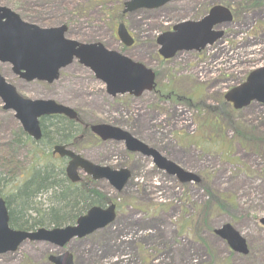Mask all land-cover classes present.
Masks as SVG:
<instances>
[{
    "label": "rangeland",
    "instance_id": "1",
    "mask_svg": "<svg viewBox=\"0 0 264 264\" xmlns=\"http://www.w3.org/2000/svg\"><path fill=\"white\" fill-rule=\"evenodd\" d=\"M127 1L0 0V6L40 27L66 25L69 39L100 42L143 63L155 71L158 93L111 97L105 84L78 61L51 84L21 80L6 63H0V73L23 97L55 100L76 109L86 123L119 127L200 181L181 182L151 158L129 152L123 142L101 145L87 138L78 154L97 165L131 172L119 192L105 180L88 182L89 176L78 172L86 180L82 187L101 195L97 206L117 204L116 219L64 248L26 239L15 251L0 254V264H55L51 258L66 251L75 264H264V201L256 190L264 179V151L252 143L255 137L264 140V105L252 101L234 110L224 98L264 66V0L258 7L250 0H172L154 10L124 13ZM242 2L245 8L236 12L233 22L220 26L225 33L216 43L201 52H179L167 61L159 56L157 37L177 22L197 20L216 4ZM119 22L127 25L136 44L127 47L117 40ZM171 90L180 99L159 98ZM17 134L27 137L0 99V144L16 140ZM39 147L51 155V147ZM19 150L18 168L27 170L31 145L21 144ZM53 163L61 162L56 157ZM20 170L4 176L0 169L2 195L28 176ZM227 223L246 239L248 254L234 252L216 234Z\"/></svg>",
    "mask_w": 264,
    "mask_h": 264
},
{
    "label": "water",
    "instance_id": "2",
    "mask_svg": "<svg viewBox=\"0 0 264 264\" xmlns=\"http://www.w3.org/2000/svg\"><path fill=\"white\" fill-rule=\"evenodd\" d=\"M170 0H129L125 2L124 13L138 9L159 8ZM233 21V15L228 7L216 5L200 20H184L157 38L159 54L163 59L174 58L182 51H201L221 39L224 31L219 26ZM65 25L44 28L24 21L13 10L0 6V62L8 63L21 79L26 81L54 82L60 76V70L66 68L76 59L79 63L95 74L96 78L106 84L107 93L117 96L129 93L140 96L144 92L155 89V72L143 63L115 50L107 49L102 43H80L66 38ZM119 39L126 45L134 43L124 23L117 29ZM0 98L5 110H13L22 129L35 140L41 138L40 118L53 114L66 115L75 118L74 109L57 103L54 100L30 99L18 94L15 86L8 83L0 73ZM235 109H242L252 101L264 105V67L249 74L246 81L231 89L225 95ZM94 134L102 140L123 142L130 152L151 157L159 169L169 175L176 176L181 182H199V177L183 169L175 162L164 157L158 150L134 137L131 133L109 124L91 126ZM53 153L69 157L66 168L69 179L79 181V168L95 180H107L117 191L123 189L131 177L130 170L124 168L114 170L100 166L84 159L64 145L54 147ZM115 205L107 209L91 208L86 215L80 217L75 225L47 230L38 229L35 232L15 230L9 226V215L5 202L0 199V254L15 251L26 239L47 241L59 247H64L76 237H85L111 224L116 217ZM260 223L264 226V218ZM227 242L234 252L248 254L246 239L229 223L215 231ZM56 264H74L71 253L66 252L51 258Z\"/></svg>",
    "mask_w": 264,
    "mask_h": 264
},
{
    "label": "trees",
    "instance_id": "3",
    "mask_svg": "<svg viewBox=\"0 0 264 264\" xmlns=\"http://www.w3.org/2000/svg\"><path fill=\"white\" fill-rule=\"evenodd\" d=\"M236 8L238 12L245 8V4L243 2L237 4ZM174 93L175 91L171 90L165 95L160 94L159 98L180 99V96ZM187 99L189 100V98ZM41 127L43 132L41 142H34L28 136L25 138V135L17 134L14 136L17 138L16 140L0 144V164L2 165V167L0 165V169L3 170L1 173L4 176L14 173L18 175L16 170L21 169L28 175L24 180L18 182L16 191L11 189L6 197L10 209V224L21 230H33L35 226L58 227L72 224L84 211L95 204L98 198L102 199L98 191L71 183L64 171L60 169L62 167L53 163L55 157L52 153L53 158L48 153L49 151L45 152L39 147L41 146L39 143L44 144L47 148L48 144L50 146L55 143L63 144L78 137L74 124L65 118L56 117L54 119L47 118L46 121L42 120ZM245 138L249 142L250 139ZM253 140L252 143L264 151L262 148L264 140L256 137ZM21 144L31 145V150L28 153L32 164L30 163L27 170H23L22 167L18 168L20 167L19 149ZM41 161L46 162V165L44 166ZM260 182L261 184L256 187V190L263 194L264 201V179H260ZM44 196L47 197L45 203L42 201ZM37 204L42 206H37Z\"/></svg>",
    "mask_w": 264,
    "mask_h": 264
},
{
    "label": "flooded vegetation",
    "instance_id": "4",
    "mask_svg": "<svg viewBox=\"0 0 264 264\" xmlns=\"http://www.w3.org/2000/svg\"><path fill=\"white\" fill-rule=\"evenodd\" d=\"M172 1V0H171ZM251 4L253 5V4H255V6L256 7H258V6H260V5H262L263 4V0H251ZM230 9H231V11H232V13H233V17L235 18V15H236V12H237V8H236V5L235 6H231V5H227ZM157 9V8H156ZM142 10H154V9H142ZM210 9H208V11H209ZM207 11V12H208ZM207 12L205 13V14H207ZM203 16H201L200 18H202ZM200 18H198V19H200ZM119 23H121V22H119ZM224 24H229V23H224ZM127 26V25H126ZM222 26V25H221ZM128 28V27H127ZM129 29V28H128ZM173 29V26H171L169 29H168V31H171ZM129 31H130V29H129ZM131 33V32H130ZM131 35L133 36V34L131 33ZM134 37V36H133ZM117 38H118V36H117ZM117 40H119V38L117 39ZM134 44H136V40H135V42H134ZM204 50V49H203ZM202 50V51H203ZM155 93H158V91L157 90H155ZM56 117H62V118H65L66 120H68V121H70V122H72L73 124H74V127L75 128H77V136L78 137H75V138H73L70 142H66V143H63V144H61V143H55V144H52L51 146H50V144H48V146H47V148L46 149H48L49 147H51V149H52V147H54L55 145H58V144H60V145H64V146H66V147H68L69 149H72V150H74L75 152H77L79 149L78 148H80V144H81V142H86V141H84L85 139L87 140V138L88 139H90V140H93L94 141V143H96V144H105V143H107V141H111V142H118V141H114V140H105V141H102V139H100L98 136H96L95 134H92L91 132H90V130H89V128H90V126H88V124L90 123H86L84 120H83V118L80 116V113L78 112L77 113V116H75V118H70V117H68V116H66V115H61V114H53V115H49V116H45V117H43V120H45L46 121V119L47 118H49V119H54V118H56ZM92 123H94V122H92ZM47 125V124H46ZM41 146H43V148H45L46 146H44V144H42V143H39ZM49 150V149H48ZM77 150V151H76ZM54 157H57V158H62V159H60V166L62 167V168H60V169H62L63 171H64V173H65V175H66V166H67V164H68V161H69V158H67V157H61V156H59V155H55L54 154ZM144 157H146V156H144ZM147 158H149V157H147ZM65 166V167H64ZM67 176V175H66ZM88 176V175H87ZM81 179V178H80ZM14 180H12V182H13ZM85 181L86 180H80V182H77V185L78 186H81L82 187V185H84L83 183H85ZM87 181L88 182H93V181H95V180H93L90 176H89V178L87 179ZM17 186H18V182H16L14 185H10V187L12 188V189H14L15 191H16V188H17ZM88 186V185H87ZM8 194H9V192H8ZM8 194L7 195H2L1 194V191H0V198H3L4 200H5V203H6V206H7V209H8V213H9V223H10V209H9V207H8V202H7V200H8V198L6 199V197L8 196ZM96 204H97V202L95 203V204H93L92 206H96ZM98 204H100V205H102L101 203H98ZM108 205H109V203H108ZM107 205V206H108ZM117 205V204H116ZM92 206H90L89 208H91ZM77 220V219H76ZM76 222V221H75ZM74 222V223H75ZM74 223H72V224H70V225H73ZM11 225V224H10ZM85 238V237H84ZM76 239V238H75ZM79 239H82V238H79ZM67 250V249H66Z\"/></svg>",
    "mask_w": 264,
    "mask_h": 264
}]
</instances>
